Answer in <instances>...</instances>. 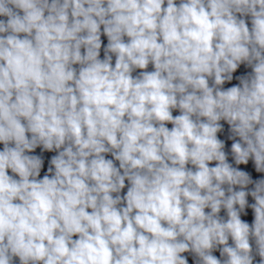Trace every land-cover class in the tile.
<instances>
[{"label": "clouds", "instance_id": "9594fccd", "mask_svg": "<svg viewBox=\"0 0 264 264\" xmlns=\"http://www.w3.org/2000/svg\"><path fill=\"white\" fill-rule=\"evenodd\" d=\"M250 165L264 0H0V264H264Z\"/></svg>", "mask_w": 264, "mask_h": 264}]
</instances>
